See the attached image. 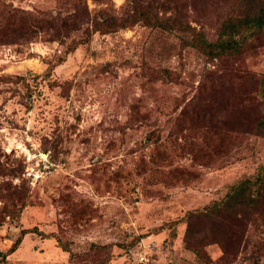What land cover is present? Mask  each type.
Masks as SVG:
<instances>
[{
    "label": "rangeland",
    "instance_id": "1",
    "mask_svg": "<svg viewBox=\"0 0 264 264\" xmlns=\"http://www.w3.org/2000/svg\"><path fill=\"white\" fill-rule=\"evenodd\" d=\"M7 1L30 11L57 5L55 0ZM218 1L186 3L188 21L212 37L225 12L233 8L237 14L252 5V0ZM88 3L91 10L102 6ZM113 3L119 13L125 0ZM81 35L74 33L65 44L43 31L29 41L7 36L0 42V160L22 162V176L6 179L18 185L26 179L31 187L20 219L6 214L0 199V253L22 237L15 252L5 259L0 254V264H72L56 236L75 253L87 252L92 243L113 245L108 264H256L264 232L248 220L249 197L231 208L242 212L248 227L238 229L236 246L227 242L226 253L211 239L203 242L208 258L197 255L184 245L185 223L178 225L173 242L163 225L222 196L229 183L264 163L263 132L253 119L243 127L235 124L241 130H228L224 139L208 123L178 137L174 124L197 93L206 67L264 75V32L251 37L240 54L215 63L206 62L197 47L180 55L178 34H172L170 45L143 22L96 32L68 53L67 44ZM144 63L178 74L174 81L155 80L144 72ZM152 131L154 141L162 135L160 143L143 147ZM56 140L60 160L54 161L45 148ZM154 149L161 156L156 158ZM175 168L188 172V182L166 185L162 181ZM24 229L33 231L24 235ZM52 233L55 237H46ZM138 236L129 249L120 246ZM259 260L264 264L263 256Z\"/></svg>",
    "mask_w": 264,
    "mask_h": 264
},
{
    "label": "trees",
    "instance_id": "2",
    "mask_svg": "<svg viewBox=\"0 0 264 264\" xmlns=\"http://www.w3.org/2000/svg\"><path fill=\"white\" fill-rule=\"evenodd\" d=\"M55 1L57 5L53 9L30 11L15 7L7 0H0V42L5 41L7 36H10L11 41L20 37L24 38V41H29L43 31L48 32L51 39L60 40L65 44L67 37L80 32L82 34L80 37L73 38L67 44L66 49L70 53L89 42L96 32L113 33L143 22L156 29L161 39L170 45L172 34H178L180 55L185 49L197 47L206 62L215 63L240 54L248 46L251 37L264 32V0H252V5L244 7L237 14L231 13L233 8L229 9L222 16L214 37L209 36L205 28L199 29L188 21L190 13L186 3H204L207 0H125L119 13L114 6V0H93L96 4L102 5L93 10L90 9L89 0ZM227 1L219 0L218 3H228ZM233 1L240 3L242 0ZM169 10L171 11L168 13ZM193 10L197 9L194 7ZM64 60L63 56H60L57 62L62 63ZM54 66L52 64L49 70L51 71ZM144 72L155 80L165 81H174L178 74L169 67H156L148 63H144ZM187 96L177 103L174 111L186 101ZM186 106L174 117L178 137L191 133L186 129L192 130L193 127L194 130L199 125L208 123L224 139V136L230 134L228 130H241L235 128V124L243 127L246 125L245 120L250 119L255 120L257 130L263 132L264 137V75L247 77L239 72L212 70L206 67L201 75L197 93ZM219 107H224L222 110L225 115L219 111ZM189 112L191 114L187 118ZM145 119L149 120L148 117ZM135 122L132 121L130 124L133 126ZM155 133L153 131L148 133L143 147L154 141ZM161 137L162 135L157 133L154 142L159 144ZM59 144L60 142L56 140L45 148L54 161L60 160ZM154 153L156 158L161 156L156 149ZM16 162L17 164L11 165L8 161L0 160V199L6 202L4 212L12 215L14 219H20L31 195V187L26 179H23L20 185L6 179L8 176H22L24 164L18 160ZM168 177V180L162 181L166 185H178L179 181L188 182L189 178L188 172L182 173L177 168L168 172ZM242 197L246 199L249 197L248 220L254 223L258 231L264 232V163L260 164L254 173L245 174L229 183L222 196L212 198L203 206L188 209L182 217L163 226L169 228L170 239L173 242L178 237V225L185 223L187 227L183 236L184 245L197 255L208 258L203 242L211 239L226 253L227 242L230 241L235 247L236 232L241 227H248L242 221V212L231 210L243 203ZM32 231L24 229L23 234ZM46 237H55V234ZM56 238L59 246L71 253L72 264H85L84 260L90 261L88 264H108L110 261L113 245L92 243L87 252L75 253L69 242H64L59 236ZM140 239L141 236L135 237L128 244L121 243L120 246L127 250ZM21 240L22 237L7 253H0L2 258L5 259L15 252ZM262 256L264 257V237L259 243L256 264H260L259 259Z\"/></svg>",
    "mask_w": 264,
    "mask_h": 264
}]
</instances>
